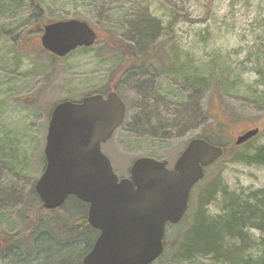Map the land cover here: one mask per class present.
I'll use <instances>...</instances> for the list:
<instances>
[{
  "label": "rangeland",
  "instance_id": "obj_1",
  "mask_svg": "<svg viewBox=\"0 0 264 264\" xmlns=\"http://www.w3.org/2000/svg\"><path fill=\"white\" fill-rule=\"evenodd\" d=\"M40 1L48 18L87 20L101 38L91 47L53 60L41 50V32L33 31L30 6L0 0V188L7 191L0 200V230L18 226L14 213L43 171L52 107L63 99L78 101L106 89L119 61L104 43L108 30L132 42L139 56L165 39V56L175 57L161 65L147 63L122 78L126 117L101 144L118 177H128L133 160L143 156L167 160L171 168L188 140L209 127L208 113L220 115L224 109L237 120L225 135L226 142L259 127L242 149L250 155L264 146V0ZM141 22L157 26L159 39L138 37L135 29ZM212 93L220 100L211 102ZM216 174L229 192L244 198L264 190V166L236 161L232 153L210 166L200 186ZM223 201L217 194L207 214H219ZM247 233L253 245L249 254L255 257L259 232ZM173 249L170 245L156 264H220L211 257L179 260Z\"/></svg>",
  "mask_w": 264,
  "mask_h": 264
},
{
  "label": "water",
  "instance_id": "obj_2",
  "mask_svg": "<svg viewBox=\"0 0 264 264\" xmlns=\"http://www.w3.org/2000/svg\"><path fill=\"white\" fill-rule=\"evenodd\" d=\"M96 39L86 21L71 18L45 24L40 44L63 57ZM125 116V103L114 90L63 100L49 115L45 166L34 189L47 209L60 206L69 195L87 203V221L99 235L82 264H150L159 258L167 225L183 218L205 167L224 154L222 146L196 137L188 140L172 168L167 160L143 156L132 162L129 177L119 178L101 144ZM258 132L257 127L247 129L234 143Z\"/></svg>",
  "mask_w": 264,
  "mask_h": 264
},
{
  "label": "trees",
  "instance_id": "obj_3",
  "mask_svg": "<svg viewBox=\"0 0 264 264\" xmlns=\"http://www.w3.org/2000/svg\"><path fill=\"white\" fill-rule=\"evenodd\" d=\"M11 3L17 7L27 4L30 6L33 19H35L33 23L35 28L33 31L42 32L45 24L57 21L56 19H50L47 17L40 0H11ZM84 21L88 22L87 20ZM139 25H141V27L135 29L138 37L141 39L150 38L153 39L154 42L159 39L160 36L158 34L157 26L151 23L145 24L143 22ZM100 38L101 36L98 35L94 44H96ZM103 38L105 45L109 49L112 48L119 55V61L114 67L115 70L110 74L107 85L105 86L106 89H104V91L89 92L88 94H106L107 92L114 90L122 98L124 93L122 78L126 73L136 71L147 63L157 62L161 65L164 64V62L174 61L175 58L169 57L168 53L167 56H165L163 51L166 47V44L165 47L163 45L166 41L165 39L160 42H153L152 50L139 56L136 52V47L132 42L118 37L117 34L111 30H108ZM22 46H24L23 43ZM86 48L88 47H82V49ZM41 50L46 52L43 49ZM50 56L53 60L59 59L56 56ZM126 63L127 65H124ZM168 69L169 68H167V70ZM189 85H194V83L192 84V82H190ZM213 99L220 100V95L218 93H212L210 101L212 102ZM122 100L124 99L122 98ZM204 115H206V113ZM220 115L211 116L208 113L207 116L210 119V122L208 123L209 127L203 128V131L196 136L206 139L213 144H218L225 149L224 155L210 166L224 160L230 153H232V158L236 161H247L264 166V146L256 148L254 153L247 155L243 149L250 144L252 139H249L240 145H235L233 141L226 142L224 140L225 135H228L229 133L231 125L237 120L236 117H233L234 113L228 109L222 110ZM210 166L205 169L203 179L194 185L191 194V203L183 218L177 224L167 225L169 231L165 233V249L161 257L167 254L171 245L174 248L173 255L179 260L191 261L198 257H211L212 260L220 264H264V190L260 189L250 192L244 198L242 195L229 192L222 184L219 174H216L212 180L201 187L200 184L209 176ZM34 182L27 191L30 193L23 194L24 200L20 205L32 206L39 204L37 201L38 196L34 189ZM4 192L7 191L1 190L0 188V200L5 199L6 195ZM219 193L222 195V199H224L223 205L220 209L221 211L215 216H209L207 214V206L214 201L216 195ZM7 196L11 197L9 194H7ZM68 204L70 203H65V205ZM28 213L32 214L36 213V211L23 208L17 210L14 214H17L18 218H14V224H16V222L18 223L19 220H30L25 217ZM248 229H255L259 232L258 242L260 249L258 255L255 257L249 254L253 245L251 244L250 237L247 233ZM18 233L19 232L10 233L9 230H0V237L3 239H9V242H11V240L12 242H17L21 239V236ZM36 249L38 253L34 258L14 256L10 258L11 260L9 263L70 264L72 258L71 255L74 252V248L59 246L47 238L38 242L36 244ZM161 257L150 264H156Z\"/></svg>",
  "mask_w": 264,
  "mask_h": 264
},
{
  "label": "flooded vegetation",
  "instance_id": "obj_4",
  "mask_svg": "<svg viewBox=\"0 0 264 264\" xmlns=\"http://www.w3.org/2000/svg\"><path fill=\"white\" fill-rule=\"evenodd\" d=\"M37 201L38 205H20V208L36 213L26 214L25 217L30 220H19L17 227L9 229L10 233L19 232L20 241L12 242L10 239L9 242V239L0 237V264H10V258L14 256L34 258L38 253L36 244L46 238L59 246L74 248L70 264H82L83 257L90 251L99 235V230L87 221V203L69 195L60 206L47 209L39 197ZM66 202L70 204L65 205ZM14 216L18 218L17 214Z\"/></svg>",
  "mask_w": 264,
  "mask_h": 264
}]
</instances>
